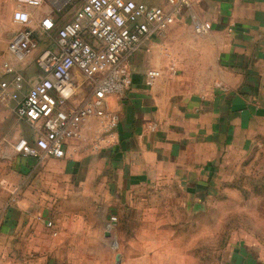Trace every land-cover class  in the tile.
<instances>
[{
	"label": "crops",
	"instance_id": "obj_1",
	"mask_svg": "<svg viewBox=\"0 0 264 264\" xmlns=\"http://www.w3.org/2000/svg\"><path fill=\"white\" fill-rule=\"evenodd\" d=\"M72 1L0 0V64H13L24 93L40 76L38 55L56 50L57 29L85 2ZM133 1L167 8L165 0ZM188 1L164 38L149 41L150 53L142 47L132 56L130 87L107 98L117 127L88 118L65 158L17 155L20 139L33 143L43 130L19 120L14 102L0 103V264H73L84 246L105 257L109 213L171 192L187 195L183 214L208 201L216 209L225 198L237 202L242 223L260 227L233 235L226 264H264V0ZM19 11L29 15L35 47L17 63L8 46L23 29L13 21ZM45 18L53 31L41 28ZM201 23L211 29L199 35ZM148 70L160 74L150 85ZM79 85L74 106L91 92Z\"/></svg>",
	"mask_w": 264,
	"mask_h": 264
},
{
	"label": "built area",
	"instance_id": "obj_2",
	"mask_svg": "<svg viewBox=\"0 0 264 264\" xmlns=\"http://www.w3.org/2000/svg\"><path fill=\"white\" fill-rule=\"evenodd\" d=\"M75 1V0H73ZM72 1V2H73ZM26 5L39 7L42 0H23ZM167 8L149 6L133 0H85L72 18L56 32V50L42 51L36 60L38 80L24 93L23 77L13 64H0V103L16 104L19 120L40 124L43 132L33 142L20 139L14 152L24 158L63 159L71 140L81 135L88 118H96L113 130L119 118L109 111L106 100L121 96L131 85L129 61L142 47L150 53L149 41L164 38L180 11L189 6L188 0H165ZM14 23L23 29L11 39L8 51L17 62H23L34 49L30 22L26 12H15ZM41 28L50 32L53 21L45 18ZM209 23L196 24L194 32H209ZM156 70L145 74L147 84L159 78ZM91 87L90 95L74 106L79 91V79ZM115 222V218H112Z\"/></svg>",
	"mask_w": 264,
	"mask_h": 264
},
{
	"label": "rangeland",
	"instance_id": "obj_3",
	"mask_svg": "<svg viewBox=\"0 0 264 264\" xmlns=\"http://www.w3.org/2000/svg\"><path fill=\"white\" fill-rule=\"evenodd\" d=\"M74 8L76 4H71L62 14L68 16ZM83 89L85 88H79V92L81 90L82 93H78V99L83 95ZM4 130L0 124V133L4 134ZM245 195L247 194L236 197L242 200ZM227 200L226 198L225 201L222 200L220 208L217 209L212 208L211 202L208 201L201 204L200 209L187 207L183 214V203L189 201L187 195L179 192L159 193L150 199L149 205H146L147 201L143 202L142 207L134 203V207L120 210L119 214L118 212L115 215L108 214L110 225L108 223L109 238L105 257L102 250L84 246L72 252V262L226 264L229 252L233 248L231 244L233 235L239 231L252 232L253 228L260 227L244 225L243 209L237 208L238 203H233L230 199L228 201L232 204L228 205ZM249 210L251 213V208ZM249 210L245 212L248 214ZM112 218L116 221L112 222Z\"/></svg>",
	"mask_w": 264,
	"mask_h": 264
},
{
	"label": "water",
	"instance_id": "obj_4",
	"mask_svg": "<svg viewBox=\"0 0 264 264\" xmlns=\"http://www.w3.org/2000/svg\"><path fill=\"white\" fill-rule=\"evenodd\" d=\"M119 260V256H117V261Z\"/></svg>",
	"mask_w": 264,
	"mask_h": 264
}]
</instances>
